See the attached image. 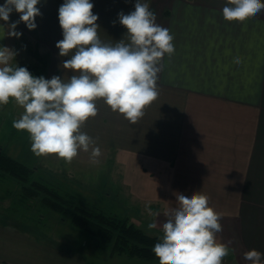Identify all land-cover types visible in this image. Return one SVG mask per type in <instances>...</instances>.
Masks as SVG:
<instances>
[{
  "label": "crops",
  "instance_id": "0c3cea01",
  "mask_svg": "<svg viewBox=\"0 0 264 264\" xmlns=\"http://www.w3.org/2000/svg\"><path fill=\"white\" fill-rule=\"evenodd\" d=\"M90 2L99 17L100 39L113 45L122 38L127 42L118 13L133 11L135 0ZM147 2L156 22L174 37V53L161 61L158 99L134 125L99 100L98 115L81 130L118 162L130 155L145 162L146 191L133 193L130 221L147 234L162 237L164 213L178 206L176 193L190 196L199 191L222 214L223 230L217 239L232 242L230 257L236 264H249L243 257L246 251L255 249L264 257V12L242 23L228 22L222 16L227 0ZM4 3L0 0V5ZM63 3L41 0L36 29L20 23L16 29L20 38L8 36L7 28L0 27V47L16 52L12 66L42 67L46 61L45 79L67 80L74 74L63 69V61L70 57L59 56L56 47L63 39L58 19ZM17 20L19 13L14 11L9 23ZM25 53L32 59L17 61ZM18 108L12 99L0 105L5 135L17 132L9 129L20 118ZM116 194L120 197V192ZM146 205L158 215H150ZM153 222L157 227L149 229ZM74 250L66 239L9 207L0 208V264H87Z\"/></svg>",
  "mask_w": 264,
  "mask_h": 264
},
{
  "label": "clouds",
  "instance_id": "9594fccd",
  "mask_svg": "<svg viewBox=\"0 0 264 264\" xmlns=\"http://www.w3.org/2000/svg\"><path fill=\"white\" fill-rule=\"evenodd\" d=\"M41 0H5L0 5V20L7 35L20 38V23L29 30L37 27L42 16L37 7ZM90 0H64L58 9L63 39L56 43L59 56H69L62 67L74 74L67 80L60 76L45 79L33 76L26 67L12 66L16 52L0 47V105L10 99L24 109L13 127L26 131L31 151L37 157L56 156L71 163L83 151L90 163H100L102 150L96 140L81 129L98 115L97 102L136 124L145 110L159 97L157 85L161 61L171 56L175 47L170 30L156 22V14L147 0H135L134 10L118 13L119 24L127 29L125 39L114 45L100 39ZM19 20L10 22L13 12ZM264 12V0H227L222 16L228 22H244ZM115 21L113 25H115ZM178 206L164 213L163 236L152 249L159 264H223L230 254L231 241L217 239L222 232V214L209 204V197L199 191L190 196L176 193ZM150 215L156 216L147 205ZM157 223L148 224L155 229ZM249 264H264L261 252H244Z\"/></svg>",
  "mask_w": 264,
  "mask_h": 264
},
{
  "label": "rangeland",
  "instance_id": "374dc122",
  "mask_svg": "<svg viewBox=\"0 0 264 264\" xmlns=\"http://www.w3.org/2000/svg\"><path fill=\"white\" fill-rule=\"evenodd\" d=\"M29 48V47H27ZM22 51L23 48H20ZM17 61L32 57L27 55ZM19 106L18 113L23 114ZM15 129L13 126L10 131ZM17 130V129H16ZM0 146L10 150L14 158L34 169V179L56 188L70 206L102 210L119 217H130L129 207L133 193L145 194L148 181L145 162L130 156L118 157L102 152L100 163H90L89 153L81 151L69 164L56 156L37 157L31 151L26 131L5 135V121L0 116ZM156 175V174H155ZM162 173L156 175L158 181ZM0 182V208L16 211L41 229L66 239L87 264H159L158 260L112 254L111 244H102L89 232L76 227L70 215H61L43 206L39 197L28 196L18 185L5 178ZM115 182V183H114ZM117 187L118 189H116ZM120 192V197L116 193ZM226 256L223 264H236Z\"/></svg>",
  "mask_w": 264,
  "mask_h": 264
},
{
  "label": "trees",
  "instance_id": "16d2710c",
  "mask_svg": "<svg viewBox=\"0 0 264 264\" xmlns=\"http://www.w3.org/2000/svg\"><path fill=\"white\" fill-rule=\"evenodd\" d=\"M35 76H43L46 61L42 67L23 64ZM5 178L18 185L28 196L39 197L43 206L61 215H70L72 223L89 232L102 244L112 245V254H126L148 260H158L152 249L160 242L158 235L147 234L127 217L108 214L102 210H89L81 206H70L56 188L34 179V169L11 156L0 146V182Z\"/></svg>",
  "mask_w": 264,
  "mask_h": 264
}]
</instances>
